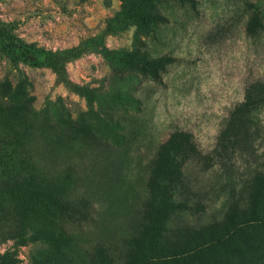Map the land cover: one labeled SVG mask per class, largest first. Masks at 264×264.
Here are the masks:
<instances>
[{"label":"rangeland","instance_id":"rangeland-1","mask_svg":"<svg viewBox=\"0 0 264 264\" xmlns=\"http://www.w3.org/2000/svg\"><path fill=\"white\" fill-rule=\"evenodd\" d=\"M153 8L162 19L146 31L126 19L124 0H0V24L27 45L63 50L106 33L110 51L173 59L159 79L100 54L68 64L71 82L92 92L90 106L50 69L25 61L15 67L0 53V83L15 84L24 74L32 99L0 108V137L12 126L33 124L18 161L27 163L35 187L58 190L75 209L71 219H55L40 206L0 201L1 255L10 253L17 264L151 258L142 221L152 198L147 182L160 146L178 131L194 136L196 155L184 167L177 195L191 209L162 234L169 250L179 251L207 225L220 226L231 210L249 206L253 181H264V106L246 119L235 111L250 85L264 83V32L256 39L246 32L255 15L264 16V0H156ZM30 227L54 230L69 242L55 249L10 239Z\"/></svg>","mask_w":264,"mask_h":264},{"label":"trees","instance_id":"trees-1","mask_svg":"<svg viewBox=\"0 0 264 264\" xmlns=\"http://www.w3.org/2000/svg\"><path fill=\"white\" fill-rule=\"evenodd\" d=\"M155 1L124 0L126 19L147 31L150 25H155L162 19L154 13ZM180 1L195 4V0ZM246 32L255 39L264 32V16L261 13L249 21ZM105 37L106 33H102L77 46L54 51L39 49L33 44L27 45L11 36L9 26L0 24V53L15 67H18L19 62L25 61L34 67L50 69L58 84L86 98L90 106L93 105L92 92L71 82L68 64L90 54H100L108 61H117L130 70L159 79L160 73L173 62L172 58L166 56L146 59L134 52L110 51L105 44ZM30 87L24 74L17 77L15 84L8 79L0 83V108L14 104L31 105ZM262 106L264 83L259 82L247 88L245 100L236 109L235 117L246 119L248 114ZM33 128L30 122H23L10 127L7 136L0 137V201L27 210L32 206H40L50 217L71 219L75 215V209L62 200L59 196L61 193L58 190L35 187L32 176L27 172V163L22 159L18 161V156H23L32 141ZM195 155L194 136L190 133L174 132L160 146L147 182L149 197L152 198L145 204L142 212L147 237L146 248L152 257L144 261L131 260L128 264H154L156 258H162L163 261L171 259L176 264H264V181L260 177L251 185L249 206L231 210L224 224L207 225L202 233L190 237L177 248V252L176 248L169 250L162 242V234L172 219L191 209L184 201H178L177 195L184 189V167ZM34 228L30 227L29 234L26 230H18L9 237L18 240L20 245H26L30 241L46 242L55 249L69 242L61 234L56 235L54 230ZM101 263L105 264V258H102ZM0 264H17V261L10 253L0 254Z\"/></svg>","mask_w":264,"mask_h":264}]
</instances>
